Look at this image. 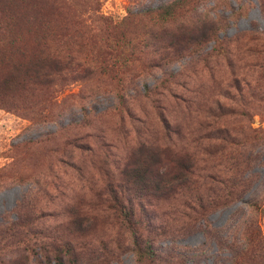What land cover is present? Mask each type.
<instances>
[{"label": "rangeland", "instance_id": "rangeland-1", "mask_svg": "<svg viewBox=\"0 0 264 264\" xmlns=\"http://www.w3.org/2000/svg\"><path fill=\"white\" fill-rule=\"evenodd\" d=\"M5 2L74 60L0 107V264H147L122 210L153 264L264 255V0Z\"/></svg>", "mask_w": 264, "mask_h": 264}, {"label": "trees", "instance_id": "trees-1", "mask_svg": "<svg viewBox=\"0 0 264 264\" xmlns=\"http://www.w3.org/2000/svg\"><path fill=\"white\" fill-rule=\"evenodd\" d=\"M7 7L5 0H0V19L3 24L0 25V107L17 108L15 104L18 101L16 95L20 90H37L45 89L53 81L54 77L60 76L67 65L74 60L59 47L50 50L47 46L36 49V53L29 51V48L24 44H19L16 41L17 29L16 22L20 17L18 13ZM172 6L166 8L162 12V17L167 18L172 15ZM147 170L139 172L131 170L127 172L129 180L142 183L145 190L150 191L153 188H159L161 193L167 192L168 187L161 183L152 187L150 179L147 177ZM171 190V187L169 188ZM123 222L129 228L133 236L134 246L133 252L137 260L147 264H153L154 256L157 251L151 242L140 240L137 235V230L142 225L141 220L133 217L132 210H122ZM251 243V249L246 255L245 263L253 261L254 264H264L260 250L263 247L262 238L259 235H252L248 240ZM230 255L220 261V256L216 254L212 264H235L236 249L229 250ZM241 255H245L241 250ZM187 254V253H186ZM238 255V254H237ZM194 255H186L185 257H177L175 264H188V260L192 259L193 264H203L199 260L193 259ZM56 264H65L61 257L55 258ZM242 264V263H241Z\"/></svg>", "mask_w": 264, "mask_h": 264}]
</instances>
